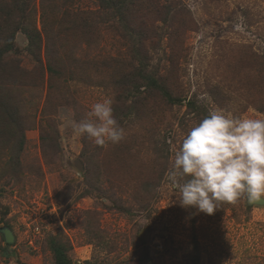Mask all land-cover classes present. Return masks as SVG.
<instances>
[{
    "label": "rangeland",
    "instance_id": "obj_1",
    "mask_svg": "<svg viewBox=\"0 0 264 264\" xmlns=\"http://www.w3.org/2000/svg\"><path fill=\"white\" fill-rule=\"evenodd\" d=\"M106 98L102 147L73 122ZM216 110L264 118V0H0V264H264V206L184 209L170 179Z\"/></svg>",
    "mask_w": 264,
    "mask_h": 264
},
{
    "label": "clouds",
    "instance_id": "obj_2",
    "mask_svg": "<svg viewBox=\"0 0 264 264\" xmlns=\"http://www.w3.org/2000/svg\"><path fill=\"white\" fill-rule=\"evenodd\" d=\"M73 130L102 147L125 138L110 98L93 104L85 119L73 122ZM170 179L180 207L209 216L241 198L264 202V118L210 112L185 134Z\"/></svg>",
    "mask_w": 264,
    "mask_h": 264
},
{
    "label": "trees",
    "instance_id": "obj_3",
    "mask_svg": "<svg viewBox=\"0 0 264 264\" xmlns=\"http://www.w3.org/2000/svg\"><path fill=\"white\" fill-rule=\"evenodd\" d=\"M109 3V2H108ZM102 4H106V0H102ZM7 16V14H6ZM23 24L22 30L25 34H27L30 42H31V47L32 48H39V35L38 33L35 32H30L29 30L25 29L26 23H25V17L22 18L20 25ZM21 28V26H20ZM51 72L54 74L57 72V69L54 70L52 67H50ZM53 253H54V259L55 262L54 264H72L70 258L67 255L68 249L66 248L65 245H63L60 242L54 241L53 242V247H52Z\"/></svg>",
    "mask_w": 264,
    "mask_h": 264
},
{
    "label": "water",
    "instance_id": "obj_4",
    "mask_svg": "<svg viewBox=\"0 0 264 264\" xmlns=\"http://www.w3.org/2000/svg\"><path fill=\"white\" fill-rule=\"evenodd\" d=\"M250 205L264 206V202H261V203H258V204H250ZM2 234H3L4 239H5L7 244H12L15 241V237H14L13 232L11 231V229L4 228L2 230Z\"/></svg>",
    "mask_w": 264,
    "mask_h": 264
}]
</instances>
